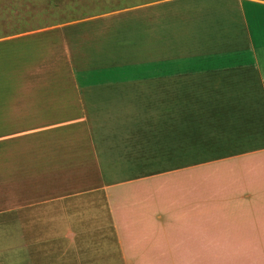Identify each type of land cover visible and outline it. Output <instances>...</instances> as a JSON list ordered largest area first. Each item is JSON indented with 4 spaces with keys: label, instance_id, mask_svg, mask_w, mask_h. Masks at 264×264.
Returning a JSON list of instances; mask_svg holds the SVG:
<instances>
[{
    "label": "crops",
    "instance_id": "0c3cea01",
    "mask_svg": "<svg viewBox=\"0 0 264 264\" xmlns=\"http://www.w3.org/2000/svg\"><path fill=\"white\" fill-rule=\"evenodd\" d=\"M17 26L0 264H264V0Z\"/></svg>",
    "mask_w": 264,
    "mask_h": 264
},
{
    "label": "rangeland",
    "instance_id": "374dc122",
    "mask_svg": "<svg viewBox=\"0 0 264 264\" xmlns=\"http://www.w3.org/2000/svg\"><path fill=\"white\" fill-rule=\"evenodd\" d=\"M139 0H0V49L7 48L9 44H14L18 39L24 37L32 31L18 28L17 24L23 26L34 23L48 22L57 19H63L70 16H76L82 12L86 13L90 10L99 8H107L110 6H121L124 4H134ZM50 34H55L54 31ZM58 48V50H57ZM48 54L45 62V69L48 76H51L59 68L64 75L65 83L71 74L73 63L65 61L61 56L66 54L65 45L57 47L55 42L47 44ZM63 53V54H62ZM58 54V55H56ZM10 63L9 55L0 57V74L2 80L0 84V136L11 132H24L26 128L21 126H11L8 121L12 105H16V100L12 97L10 88L13 87L15 79L11 76L8 67ZM10 72V73H9ZM23 77H19V87L23 85ZM22 89H19L20 92ZM13 91V89H12ZM10 97V98H9ZM12 103L9 106L10 100ZM15 101V102H13ZM35 128V127H34ZM7 174L0 173V178L7 181Z\"/></svg>",
    "mask_w": 264,
    "mask_h": 264
}]
</instances>
